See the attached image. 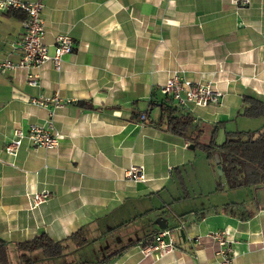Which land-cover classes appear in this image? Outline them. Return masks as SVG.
<instances>
[{
  "label": "crops",
  "instance_id": "0c3cea01",
  "mask_svg": "<svg viewBox=\"0 0 264 264\" xmlns=\"http://www.w3.org/2000/svg\"><path fill=\"white\" fill-rule=\"evenodd\" d=\"M42 17L49 53L59 33L74 46L60 70L47 62L0 75V236L13 243L45 232L60 240L81 226L138 211L144 199H163L172 180L184 191L178 199L188 198L185 180L194 176L201 196L225 192L226 201L202 202L189 225L183 218L192 211L171 222L163 205L122 221L127 223L112 234L155 210L167 226L184 224L185 234L160 259L144 256L141 242L107 264H215L217 242L206 235L222 229L232 236V264H264V182L227 188L205 153L165 124L160 89L175 69L210 81L223 92L219 103L188 112L204 131L200 140L208 142L216 129L221 142L226 131L237 130L244 96L264 101V0H46ZM22 21L0 10V58L18 59L13 45L24 32ZM29 71L38 86L28 84ZM55 94L63 101L54 110L52 102L45 107L32 101ZM261 117L242 123L260 124ZM32 123L61 134L56 148L23 140L15 157L7 155L14 131ZM131 163L144 165L146 182L125 177ZM42 189L50 198L31 209L26 193ZM227 203H241L235 213L251 212L250 218L222 212ZM155 229L152 221L140 222V234L127 241Z\"/></svg>",
  "mask_w": 264,
  "mask_h": 264
},
{
  "label": "built area",
  "instance_id": "2783aa9c",
  "mask_svg": "<svg viewBox=\"0 0 264 264\" xmlns=\"http://www.w3.org/2000/svg\"><path fill=\"white\" fill-rule=\"evenodd\" d=\"M45 1L0 0L1 11L19 9L27 14L26 19L22 21L24 32L13 45L18 54V59L13 61L10 58H0V75L12 73L17 69L32 70L47 62H51L56 70H60L63 62L62 57L72 52L73 41L65 33H59L54 37L53 52H48L47 44L44 41L46 35L45 22L42 17ZM231 1H241L244 4L250 2V0ZM27 82L30 86L39 85L37 75L30 71L27 73ZM160 89L164 95L169 96L175 105L184 112H193L198 108L218 104L223 95V92L217 89L210 81L192 80L182 75L181 71L178 70L167 78ZM32 101L45 107L48 106V102H52V110H54L62 104L63 100L58 94H55L52 97L34 98ZM141 119H145V113L141 114ZM60 137L61 134L58 131H51L44 126L32 123L26 131L15 130L13 137L5 144L4 150L7 155L15 157L23 140H26L32 147L54 149ZM124 175L136 183L148 180L143 164H129L124 170ZM26 195L29 198V207L33 209L46 202L50 198L51 192L47 189H42L26 193ZM182 227L183 225L173 229L167 227L160 229L153 237L152 242L139 246V250L144 256H153L156 259H160L175 250L176 238ZM206 236L213 238L217 242L215 264H232L228 256L231 252V234L227 230L222 229L210 232ZM199 240L200 238L198 237L197 241L199 242Z\"/></svg>",
  "mask_w": 264,
  "mask_h": 264
},
{
  "label": "trees",
  "instance_id": "16d2710c",
  "mask_svg": "<svg viewBox=\"0 0 264 264\" xmlns=\"http://www.w3.org/2000/svg\"><path fill=\"white\" fill-rule=\"evenodd\" d=\"M7 13L18 17L20 20H24L27 17L26 12L19 9H10ZM243 102L244 105L239 112V116L255 118L264 115V101L262 99L247 95L244 96ZM161 108L162 116L166 119L164 121L165 124L169 125L173 132L184 135L188 140L192 141L195 147L205 153L206 157L215 168L217 165L215 157H218L222 169L221 175L225 180L227 188L236 189L264 182V124L255 130L226 131L225 137L221 142L216 141L215 129L213 135L210 136V140L205 143L200 140L204 132L202 127L193 121V117L188 112L180 110L169 96H166L165 100L161 102ZM217 189H221L220 183L217 184ZM240 207H242L241 203H227L221 207V211L238 217L243 221L249 219L251 212L248 214H241L240 216L235 213V209ZM203 216L204 214H201L199 220ZM125 223L127 222L125 221L117 224L113 228L106 230L102 235L114 233L116 229L118 230ZM181 225H183V227L180 228L177 236L181 238L182 233L185 234L184 224L180 222L166 227L173 229ZM159 230L160 229H155L142 238L138 237L129 242L127 241L126 245L115 250L110 255L95 260H83L78 264H107L122 254L126 249L137 243L142 242L140 246H144L152 242L153 237ZM101 237L102 236H98L97 238L89 240L86 236V228L81 226L60 240H55L45 232H41L39 235L29 240L15 241L13 245L20 253V260L26 261L28 258L27 254L35 250H41L46 259H54L66 256L67 253L64 252V248L69 246L70 243L74 246V250H77L85 247L90 242H96ZM9 243L10 242L4 240L0 236V264H10L8 254ZM34 262V260H29L27 263L22 264H34Z\"/></svg>",
  "mask_w": 264,
  "mask_h": 264
},
{
  "label": "rangeland",
  "instance_id": "374dc122",
  "mask_svg": "<svg viewBox=\"0 0 264 264\" xmlns=\"http://www.w3.org/2000/svg\"><path fill=\"white\" fill-rule=\"evenodd\" d=\"M177 71V69L170 72V74L167 76V78L174 72ZM165 79V81L167 80ZM164 81V82H165ZM163 85V84H162ZM248 120L246 117H238L237 120V130H255L257 128L261 127V124L264 123V115L261 117L260 124L258 122H251V123H242V121ZM222 137H217L218 141H221ZM200 156H204V154L201 151H198ZM204 158V157H203ZM215 176L217 178L222 177V175L219 173L218 169H214ZM198 177L201 178V180H204L203 174H201L198 171ZM186 184H187V191L189 193L188 198L184 199H178L179 197H182L184 195V191L180 187L179 183L175 180H172L171 183L168 186V191L163 199L158 198L155 196L152 199H144L142 200V205H140L138 211H135L134 209L131 210L130 213H124V214H117L114 217L104 218L100 221H96L89 225V227L86 228V236L89 240H92L94 238H97L98 236H102L100 239H98L96 242H90L83 248H79L77 250H74V246L70 243L69 246L64 248V252L67 253L66 256L63 258H54V259H46L43 256V252L41 250H35L31 253L27 254L26 261L20 260V253L16 250L13 243L8 244V254H9V260L10 264H22L27 263L29 260H34V264H78L82 262L83 260L87 259H93L95 260L96 256H99L100 254V246L108 244L110 249H115L118 245H123L127 242V240L130 237H136L140 233L138 232V228H140V222H147L152 221L155 222L157 219V213L156 211H152L149 216H143L141 219L138 218L136 221L132 223L131 226L128 227V229L120 230L115 234H107L102 235L107 229L113 227L116 224H119L120 222L124 220H128L141 212H143L147 208L151 207H161L164 206L165 209V217L168 221L173 220L175 216L178 214H184L185 212L192 211L188 214L184 215V221L189 225L191 220L195 217L194 210L201 206V203L204 202L205 206H210L212 204H218L220 201H226L227 195L226 193H203V195H200L199 188L197 185H195V178L194 176H189L186 178ZM222 181H224V178L222 177ZM173 184L174 188H173ZM204 189V188H203ZM204 191H207L204 189ZM230 192V191H229ZM228 196H230L229 193H227ZM161 209V208H160ZM158 210V209H157ZM155 216V217H153ZM135 224V225H134ZM132 234H127L126 232L128 230L133 229ZM138 233V234H137Z\"/></svg>",
  "mask_w": 264,
  "mask_h": 264
},
{
  "label": "water",
  "instance_id": "95a60500",
  "mask_svg": "<svg viewBox=\"0 0 264 264\" xmlns=\"http://www.w3.org/2000/svg\"><path fill=\"white\" fill-rule=\"evenodd\" d=\"M215 160H216V163H217L216 168L218 169L219 173L222 174V169H221V166H220V163H219V159H218L217 156L215 157ZM154 224H156L159 229H163V228H165L167 226V221L164 218L158 217L156 219V221L154 222ZM182 236H184L183 233H182ZM105 247H108V244H106Z\"/></svg>",
  "mask_w": 264,
  "mask_h": 264
},
{
  "label": "flooded vegetation",
  "instance_id": "af4514ba",
  "mask_svg": "<svg viewBox=\"0 0 264 264\" xmlns=\"http://www.w3.org/2000/svg\"><path fill=\"white\" fill-rule=\"evenodd\" d=\"M100 251V254H99V256H96V257H104V256H106V255H110L112 252H114V249L112 250V249H110L109 248V246L108 247H105V245H101L100 246V249H99Z\"/></svg>",
  "mask_w": 264,
  "mask_h": 264
}]
</instances>
